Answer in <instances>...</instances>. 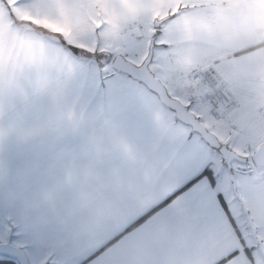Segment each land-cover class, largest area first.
Returning <instances> with one entry per match:
<instances>
[{"label": "snow or ice", "instance_id": "snow-or-ice-1", "mask_svg": "<svg viewBox=\"0 0 264 264\" xmlns=\"http://www.w3.org/2000/svg\"><path fill=\"white\" fill-rule=\"evenodd\" d=\"M211 10L0 0V264H264V135L213 83Z\"/></svg>", "mask_w": 264, "mask_h": 264}, {"label": "crops", "instance_id": "crops-1", "mask_svg": "<svg viewBox=\"0 0 264 264\" xmlns=\"http://www.w3.org/2000/svg\"><path fill=\"white\" fill-rule=\"evenodd\" d=\"M213 19L204 13L205 22L214 26L217 19L227 25L220 38L237 49L234 54L222 56L216 63L231 65V72L224 77L239 105V119L250 126L253 135H264V114H258L257 106L264 101V40L256 41L258 31L264 32V9L260 0H209ZM201 54L208 52V37L203 36L196 45ZM85 153L87 149L83 150ZM118 172V169L115 170ZM49 175L55 176L56 169ZM264 182V173L258 174ZM264 203V193L257 196Z\"/></svg>", "mask_w": 264, "mask_h": 264}, {"label": "built area", "instance_id": "built-area-1", "mask_svg": "<svg viewBox=\"0 0 264 264\" xmlns=\"http://www.w3.org/2000/svg\"><path fill=\"white\" fill-rule=\"evenodd\" d=\"M207 16L210 19H213V16H212V14L210 12L207 13ZM255 40L256 41H262V40H264V32L258 31L256 33ZM217 81H222L223 86L226 87V88H228L230 90L226 79L222 75H217L215 77V79L213 80V83H216ZM230 92L232 94V101L229 104V107H232L234 105H238V102H237L236 97L234 96V94L232 93L231 90H230ZM256 111H257L258 114H264V101L257 106Z\"/></svg>", "mask_w": 264, "mask_h": 264}, {"label": "rangeland", "instance_id": "rangeland-1", "mask_svg": "<svg viewBox=\"0 0 264 264\" xmlns=\"http://www.w3.org/2000/svg\"><path fill=\"white\" fill-rule=\"evenodd\" d=\"M4 3L6 4L7 3V0H4Z\"/></svg>", "mask_w": 264, "mask_h": 264}]
</instances>
